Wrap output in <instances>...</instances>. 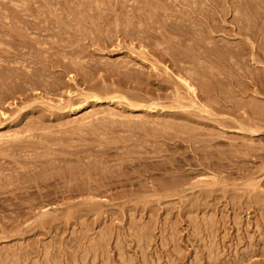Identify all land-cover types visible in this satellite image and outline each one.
Instances as JSON below:
<instances>
[{
	"label": "rangeland",
	"instance_id": "rangeland-1",
	"mask_svg": "<svg viewBox=\"0 0 264 264\" xmlns=\"http://www.w3.org/2000/svg\"><path fill=\"white\" fill-rule=\"evenodd\" d=\"M20 1L0 0V70L138 69L161 74L152 69H164L165 65L172 68L169 55L160 57L151 37L178 39L171 28L166 29L178 16L176 0H26L24 5ZM200 1L193 0L192 6H199ZM230 1L219 0L223 5ZM29 10L35 16L28 15ZM224 19L226 25L234 26L230 14ZM31 23L36 28H29ZM214 35L215 39L224 35L236 37L233 41L251 40L246 34ZM71 49L75 51L68 53ZM199 62L209 66L202 59ZM63 80L71 82L69 76ZM46 97L44 103H33L31 107H40L50 115L48 103L66 99V95ZM154 100L163 106L176 104L173 97ZM126 102L120 98L77 102L63 119V126L50 121L47 128L21 132L13 141L10 138L17 146L9 145V150L0 154V167L7 168L0 174L4 180H13L12 170H22L24 162L35 155L43 153L47 154L43 158H53L56 148H61L65 156H70L68 151L75 152L69 160L73 171L85 173L88 169L96 174H112V178L108 184L98 185L101 194L87 196L84 191L81 196L38 204L33 214L26 215L12 229L10 221L17 210L0 208V264H264V136L251 140L247 132L231 124L222 128L223 136L217 135L221 142L211 146L204 140L216 132V123L206 114L190 109L199 114V120L209 123L211 130L199 125L183 128L177 126L179 121L164 115L179 109L158 107L153 112L136 111L129 116ZM13 105L6 109L20 107ZM20 114L12 116L16 119ZM31 117L30 112L23 118ZM8 118L0 119L2 132L10 131V124L13 130L23 128L24 122L18 126ZM162 121L171 126L158 124ZM140 122L143 126L135 128ZM31 134L39 138H28ZM47 135L66 143L51 145L52 151L44 141ZM194 136L198 139L193 141ZM5 144L2 146H8ZM23 144L28 149L21 151ZM230 144L242 152H231ZM250 145L257 151L244 154ZM207 151L214 152L212 163L203 160L199 164L196 159ZM80 155L83 161L78 162ZM138 155L143 157L142 167L169 162L175 164L173 170L178 169L151 171L152 179L139 177L129 169V160ZM52 167L58 178L68 171ZM183 176L193 183L212 185L197 186L182 197L149 194L155 186ZM59 183L58 190L64 186L62 181ZM208 188L214 193L196 208L200 190ZM13 189L11 184L0 186V201L11 197ZM131 192L149 195L137 198L129 196ZM79 200L83 204H75ZM79 206L84 209L77 215ZM46 210L51 214L45 220L56 218L59 228L37 225ZM182 210L186 212L181 214Z\"/></svg>",
	"mask_w": 264,
	"mask_h": 264
},
{
	"label": "bare ground",
	"instance_id": "bare-ground-1",
	"mask_svg": "<svg viewBox=\"0 0 264 264\" xmlns=\"http://www.w3.org/2000/svg\"><path fill=\"white\" fill-rule=\"evenodd\" d=\"M25 1H20V4L24 5ZM176 1L180 7L178 16L173 26L170 24V27L168 25L169 28L166 29L171 28L170 31L175 32L178 39L174 41L165 35H162L164 38L161 36L151 37L158 48L160 57L165 58L164 56L169 55L168 60L172 68L165 65L164 69H152L160 70L161 74L145 73L138 69H130L129 72L120 69L0 70V119L8 115V119L13 118V121L15 120V125L19 126L24 122L23 128L16 130L12 129L14 125L12 127L11 124L7 125L10 127L8 132H2L0 126V154L9 150V145L17 146V143L12 141L16 140L21 132L47 128L50 121L58 122L57 127L63 126V119L67 118L68 113L73 111V106L77 102L94 101L98 103L114 98L127 101L130 110L129 116L131 112L136 111L153 112L152 110L158 107L161 110L179 109L178 112L168 111L164 115L179 121L180 123L177 125L179 127L188 128L191 125H199L211 130L210 124L199 120L197 118L199 114L194 113L193 110L204 113L216 123L213 125L216 132H212L211 135L213 136L204 140L211 146L221 142L217 135L223 136L222 128L226 125L231 126V124H236L240 131L247 132V136L252 138L251 140L264 136V0H231L229 5L221 4L219 0H201L199 6L196 7L192 6L193 0ZM24 10L27 11L28 9ZM228 14L232 17L233 27L225 24L224 17ZM28 15L35 16L31 10H29ZM28 27L36 28L32 23ZM217 32H222L228 36L246 34L251 40L233 41L236 37L230 39L224 35H221L220 39H215L214 33ZM168 41H171L172 44L170 43L168 48H164L163 45L167 44ZM188 41L190 43H187ZM74 51L71 49L68 53ZM201 59L209 63V66H204L199 62ZM251 64H262L263 66ZM65 76H69L71 82L63 80ZM125 87L129 88V92L125 91ZM46 94L66 95L64 102L59 100L56 102L58 104L48 103L51 110L50 115L42 112L40 107H31L33 103H44L46 101L44 99L47 98ZM171 97L176 101L175 105L163 106L154 100ZM203 99L210 103L203 101ZM13 103L16 104L13 106L19 104L20 107L6 109ZM90 103L89 105H92ZM191 108L193 110H190ZM16 112L21 114L15 119L12 114ZM30 112L32 117L24 120L23 117ZM121 115L124 114L121 113ZM239 116L240 118H237ZM85 117H82L80 121L84 120ZM158 124H162L163 127L171 126L163 121L158 122ZM142 126L143 122H140L135 125V128ZM28 136L32 139L39 138L35 134ZM196 139L198 138L194 136L193 141ZM44 141L48 142L50 148H52L51 145L57 144L58 146L66 143L62 142L61 138H51L49 135L44 137ZM4 143L8 146L3 147ZM229 146L233 153L242 152L234 144ZM21 147V151L28 149V145L25 144ZM191 150L195 152L193 146H191ZM252 151H257V149L250 145L244 154ZM68 154L70 156L76 155L75 152L69 151ZM42 155L47 154L41 153L35 155L32 160L25 161L23 165L26 166L22 170L13 169V180H4L0 177L1 187L6 188L9 184L14 186V189L11 190V197L0 201L1 209L13 207L17 210L15 217L10 221L11 229L17 227L26 215L33 214L38 204L58 198L69 199L81 196L84 191L87 196L101 194L102 192L98 187L111 182L112 174H96L88 169L85 173L73 171L69 164L71 157L65 156V152H62L61 148H56L55 156L51 159L43 158ZM220 155L221 153L218 154V157ZM213 157L214 152L207 151L205 156L196 160L199 164H203V160L212 163ZM142 159L143 157L138 155L129 160V169L133 170V173H137L139 177L144 176L152 179L151 171L163 170L166 173L168 170L177 171L178 169L175 167L176 170H173L172 165L175 164L169 162H163L161 166L145 168L141 166L140 162L143 163L144 161ZM77 160L78 162L83 161V157L77 156ZM53 165L59 168H67L68 171L58 178L51 171L54 168ZM38 167L40 169L36 171ZM5 169L7 168L0 167V174H3ZM182 178L178 181L171 180L167 184H159L151 189L149 194L158 197L175 195L182 197L183 193L197 186L208 187V185H212L210 183L200 185L202 184L200 181L193 183L187 177L183 176ZM61 181L64 186L58 190L56 187ZM93 184L94 187H92ZM85 185L87 189H85ZM37 190H40L41 193H36ZM213 193V188L201 189L196 208H200V201ZM149 194L131 192L129 196L145 198ZM75 204H83V202L79 200ZM81 209L84 208L79 206V209L76 210L77 215L81 214ZM85 210L89 212L92 209ZM184 211L182 210L180 213L182 214ZM50 214L48 210L42 212L37 225L59 228L56 224V218H51L49 221L45 220V217ZM68 216L72 217L73 213L69 212Z\"/></svg>",
	"mask_w": 264,
	"mask_h": 264
}]
</instances>
